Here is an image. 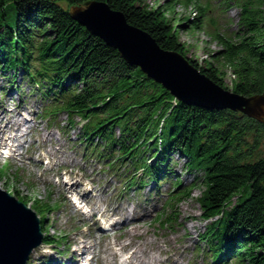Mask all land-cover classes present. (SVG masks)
<instances>
[{
    "label": "trees",
    "instance_id": "1",
    "mask_svg": "<svg viewBox=\"0 0 264 264\" xmlns=\"http://www.w3.org/2000/svg\"><path fill=\"white\" fill-rule=\"evenodd\" d=\"M92 1L108 3L160 47L182 54L229 89L218 65L199 66L180 41L182 29L209 30L221 47L212 54L215 62L232 69L231 90L250 97L264 93V0H226L227 8L233 3L240 10L235 38L221 32L210 17V4L200 0H167L166 7L151 10L143 0H0V70L23 73L46 103L42 116L55 120L64 113L71 128L79 119V142L86 156H95L110 171H129L122 175L126 189L169 180L173 156L186 158L187 170L203 175L191 185L176 177L166 207L175 210L202 187L198 202L209 223L200 237L207 245L208 264H264V121L175 101L161 84L71 16L70 7ZM11 3L16 20L7 25L3 20ZM177 4L192 8L197 17L175 24L168 12ZM7 170L2 169L3 175ZM59 206L33 204L43 230L47 215ZM156 221L164 226L172 216L160 214ZM62 240L60 235L44 238L46 244L61 245Z\"/></svg>",
    "mask_w": 264,
    "mask_h": 264
},
{
    "label": "rangeland",
    "instance_id": "2",
    "mask_svg": "<svg viewBox=\"0 0 264 264\" xmlns=\"http://www.w3.org/2000/svg\"><path fill=\"white\" fill-rule=\"evenodd\" d=\"M167 0H143L149 10L166 7ZM210 4V17L216 21L221 32L235 38L240 30V10L227 8L226 0H200ZM60 5L66 7L65 2ZM73 7H70L71 10ZM175 12V13H174ZM192 8L177 4L168 17L176 21L196 18ZM16 10L13 3L6 6L7 25H14ZM180 41L185 44L188 57L199 66L209 63L226 73L224 80L231 90L234 75L229 66L215 62L212 54L221 50L209 30H181ZM0 70V126L2 122L22 121L27 135L21 139L23 149L14 153L13 148L4 149L0 135V150L9 151L16 159L0 156V189L32 207L36 201L61 202L46 217L45 234L63 237L62 246L41 245L35 248L27 264H54L70 260L74 250L96 257L94 264H208L205 255L207 245L201 235L207 230L208 221L203 220L198 202L202 187L195 189L190 198L178 204L175 210L166 207L172 182L179 177L183 185L200 181L201 171H188L187 159L174 155L171 160L170 179L161 184L153 182L138 190L126 189L125 179L129 171L115 168L110 171L95 156H86L85 145L79 142V119L76 126L68 125L67 116L61 113L55 120L42 116L45 102L37 91L33 92L23 73H3ZM8 118V119H6ZM1 133V132H0ZM20 154V156H19ZM9 164L7 174L2 167ZM87 207L85 215L78 210L69 196ZM172 216L164 226L156 219L160 214ZM93 215V216H92ZM96 215V216H94ZM40 217V214L38 213ZM100 219L98 222L97 220ZM101 227L111 228L104 231ZM92 246V247H90ZM137 252L134 253V252ZM58 260L48 258V253ZM45 254V255H44ZM83 255V256H84ZM57 262V263H58Z\"/></svg>",
    "mask_w": 264,
    "mask_h": 264
},
{
    "label": "water",
    "instance_id": "3",
    "mask_svg": "<svg viewBox=\"0 0 264 264\" xmlns=\"http://www.w3.org/2000/svg\"><path fill=\"white\" fill-rule=\"evenodd\" d=\"M70 14L179 101L207 109H229L264 121V93L247 97L216 84L188 58L160 47L151 35L131 25L108 3L92 1L73 7ZM42 242L37 213L0 189V264H27Z\"/></svg>",
    "mask_w": 264,
    "mask_h": 264
},
{
    "label": "bare ground",
    "instance_id": "4",
    "mask_svg": "<svg viewBox=\"0 0 264 264\" xmlns=\"http://www.w3.org/2000/svg\"><path fill=\"white\" fill-rule=\"evenodd\" d=\"M0 119H2V118L0 117ZM6 119H8V118H6ZM9 120L11 121V119H9ZM10 121L7 120L6 123H5V122H2V125L0 126V132H8L9 130L14 129L15 131H18V133H19V132H22L23 130L26 129V127L23 126L22 121H12V123H11ZM22 126H23V127H22ZM160 130H161V129H160ZM25 131H26V130H25ZM4 137H5V139L8 140L9 142H12V144L14 143V145L17 144L19 138H23V137H21V136H20V137L15 136V137H13L12 139H9V136H8V135H7V136H4ZM18 144H19V143H18ZM18 150H19V148H18ZM134 253L137 254L136 251H135ZM75 256H76V254L73 253V256H72L71 262H72L73 260H75V259H80V258H75ZM75 261H77V260H75Z\"/></svg>",
    "mask_w": 264,
    "mask_h": 264
}]
</instances>
